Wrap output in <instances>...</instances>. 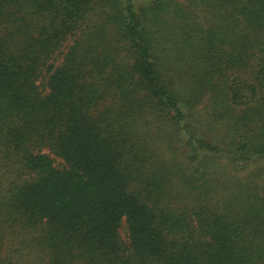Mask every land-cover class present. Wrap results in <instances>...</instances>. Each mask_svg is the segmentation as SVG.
I'll return each instance as SVG.
<instances>
[{"label": "trees", "instance_id": "trees-1", "mask_svg": "<svg viewBox=\"0 0 264 264\" xmlns=\"http://www.w3.org/2000/svg\"><path fill=\"white\" fill-rule=\"evenodd\" d=\"M0 264H264V0H0Z\"/></svg>", "mask_w": 264, "mask_h": 264}, {"label": "rangeland", "instance_id": "rangeland-1", "mask_svg": "<svg viewBox=\"0 0 264 264\" xmlns=\"http://www.w3.org/2000/svg\"><path fill=\"white\" fill-rule=\"evenodd\" d=\"M126 228H127L126 225L123 224L122 229H121V233L123 236L126 234Z\"/></svg>", "mask_w": 264, "mask_h": 264}]
</instances>
